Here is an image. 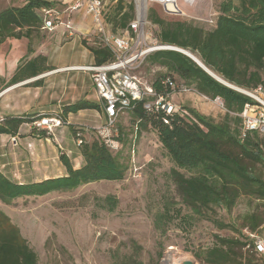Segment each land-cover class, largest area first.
<instances>
[{
    "label": "rangeland",
    "instance_id": "374dc122",
    "mask_svg": "<svg viewBox=\"0 0 264 264\" xmlns=\"http://www.w3.org/2000/svg\"><path fill=\"white\" fill-rule=\"evenodd\" d=\"M26 1L0 0V12L12 6H22ZM118 1L105 0L106 25L115 13ZM185 1L177 0L181 14L171 17L160 12V15L212 29L217 16V1ZM122 2L126 7L130 3L134 6V19L139 9L148 23L141 40L143 50L159 44L158 28L147 20L151 3L146 4L144 0ZM56 7L59 13L66 8L61 3ZM63 15L66 17L67 14ZM77 21L71 30L56 26L49 31L43 26L30 41L11 39L0 47V118L62 114L63 107L80 100L100 106L99 111L85 110L68 115V125L54 130L51 135L46 134V138L36 136L30 124L22 127L18 137L2 135L0 171L13 182L32 183L63 176L65 169L59 161L60 154H65L76 168L81 160L77 140L91 142L100 138L98 129L104 127L106 118L93 88L91 74L84 68L94 65L87 48L101 46V42L87 16L81 14ZM107 29L112 34L121 33L119 28L114 32L110 25ZM150 54L134 72L141 82L149 85L169 74L164 68L149 63ZM37 56L45 58L48 69L37 77L11 84L12 65L24 64ZM70 68L78 70H66ZM173 77L178 85L183 83ZM259 93L264 99V91L261 89ZM169 101L175 110L189 107L215 122L221 121L225 114L223 107L214 100L197 93H173ZM131 120V113L118 119L115 139L119 141L120 149L111 151L127 167L122 181L91 183L72 192L19 199L10 205L0 202V211L19 229L37 255V264H113L114 258L118 260L125 256L142 264H165L168 256L173 264L181 259L204 264L194 254L211 247L215 235L229 239L240 237L234 229L219 230L209 220L197 221L190 228L175 221L165 227L163 234L155 231L154 215L162 211L166 200L179 208L181 198L169 178L173 164L162 149L156 132L149 128L137 136ZM108 196L117 200L111 212L100 205ZM253 210H259L264 217V203L241 197L231 212L215 209L210 218L239 231L242 217ZM182 211L186 213L184 207Z\"/></svg>",
    "mask_w": 264,
    "mask_h": 264
},
{
    "label": "trees",
    "instance_id": "16d2710c",
    "mask_svg": "<svg viewBox=\"0 0 264 264\" xmlns=\"http://www.w3.org/2000/svg\"><path fill=\"white\" fill-rule=\"evenodd\" d=\"M217 16L212 29L183 20H172L166 16L159 4L151 3L147 20L158 28L157 39L161 45L176 47L195 56L197 60L224 85L190 58L175 51H156L149 55L153 66L164 68L169 74L157 78L153 89L162 95L169 92L161 86L164 78L176 76L185 86L210 100L220 99L225 114L215 122L195 109L184 107L166 116L143 109L139 102L127 113H131L136 135L149 128L157 134L159 143L173 167L169 178L176 186L181 198L179 208L166 200L162 211L154 215L155 231L163 234L165 227L178 221V225L190 228L200 220L211 221L219 230L234 229L239 238L214 236L211 247L200 250L194 257L204 264H264V258L245 249L242 230L255 232L264 225L259 210L242 217L240 230L211 219L215 209L231 212L241 197L264 203V134L243 132L242 113L246 104L256 105L249 97L230 86L244 90L264 91V0H216ZM56 2L49 0H27L20 7H10L0 12V47L7 40L30 41L46 20L44 11L53 10ZM134 20V6L127 7L119 0L116 11L107 25L116 32L125 31ZM94 65H102L114 59L112 52L100 46L87 48ZM45 58L37 56L19 64L10 79L16 84L44 73ZM38 85V84H36ZM99 111L98 104L78 101L63 107L61 116L66 120L70 114L80 111ZM39 116H6L0 121V137H18L24 124H31ZM166 119L168 124L163 120ZM73 134L74 129L70 127ZM36 136L46 138L45 132ZM83 159L80 168H74L65 154L59 161L65 169L63 176L32 183H16L0 171V202L10 205L19 199L41 198L57 192H72L78 188L102 181H122L127 167L99 138L79 145ZM100 202V200H99ZM115 197L101 200V207L110 212L116 207ZM183 207L186 213H183ZM180 227V226H177ZM185 229V228H183ZM113 264H142L131 257L114 258ZM37 255L21 236L19 229L0 211V264H37ZM158 264V263H155Z\"/></svg>",
    "mask_w": 264,
    "mask_h": 264
},
{
    "label": "built area",
    "instance_id": "2783aa9c",
    "mask_svg": "<svg viewBox=\"0 0 264 264\" xmlns=\"http://www.w3.org/2000/svg\"><path fill=\"white\" fill-rule=\"evenodd\" d=\"M56 2L58 0H49ZM86 2V16L91 20L96 28L101 45L109 49L114 59L102 65H92L85 67L84 70L91 74L93 88L98 99L101 101L106 122L103 128L98 129L101 140L110 151L117 152L120 144L117 137L116 125L118 119L133 108L139 102L143 103V109L149 112H162L166 116L175 112L174 106L170 104V96L173 93H197L184 84H177L171 78L162 79L161 86L168 89L165 95L157 93L152 84L141 82L134 74L135 70L141 66L147 54L156 51H175L184 53L183 50L176 47L154 44L153 48L143 50L141 40L144 35V26L148 23L140 15L139 9L137 17L128 24L125 31L120 34H112L108 31L104 19L105 0H71L67 5V12L71 13L83 7ZM145 3L159 4L165 13L178 15L181 12L177 6V0H144ZM187 2V1H185ZM46 20L44 27L51 31L56 23H60L53 10L44 11ZM69 28V24H67ZM83 69V68H82ZM235 91L249 97L256 105L246 104L242 113L239 115L242 119L243 132H258L264 134V99L260 95L261 88L256 90H244L230 86ZM198 94V93H197ZM217 105L223 107L220 99H215ZM2 121V118H0ZM168 124L166 119L163 120ZM36 132H45L51 135L54 130L68 125L61 114L54 113L49 115H40L30 124ZM82 143L77 140L78 146ZM245 238V249L256 253L264 258V225L258 231L252 232L248 228L242 230ZM187 262L195 264L192 259H181L177 264H186ZM165 264H172L169 260Z\"/></svg>",
    "mask_w": 264,
    "mask_h": 264
},
{
    "label": "crops",
    "instance_id": "0c3cea01",
    "mask_svg": "<svg viewBox=\"0 0 264 264\" xmlns=\"http://www.w3.org/2000/svg\"><path fill=\"white\" fill-rule=\"evenodd\" d=\"M71 2V0H58V1H56V5H55V8L53 9V11L55 12V14L57 15V17H58V19H59V21H60V23H56V25L54 26V28L56 27V26H65L66 28H67V24H69V28L70 29H68V30H71L72 29V26H73V24L74 23H77L78 21V19L80 18V16H81V14H83V15H85L86 16V14H85V11H86V2L84 1V5H83V7L82 8H80L79 10H77V11H74V12H71V13H69V12H67V10H66V8H64V10H63V12L62 13H59V11H58V9H57V4L58 3H61L62 5H65L66 7H67V5L69 4ZM12 7H14V6H12ZM18 7H20V6H18ZM10 8V7H9ZM61 12V11H60ZM63 14H67L66 15V17L63 15ZM92 23V22H91ZM92 26H93V24H92ZM94 27V29H95V31H96V28H95V26H93ZM53 28V29H54ZM71 34V33H70ZM19 61V60H18ZM17 66H18V63H15L14 65H12V68H11V78H12V76H13V74H14V72H15V70H16V68H17ZM97 96V95H96ZM98 98V97H97ZM99 100V99H98ZM80 101H87V100H80ZM89 102V101H88ZM101 102V101H100ZM96 104V103H95ZM24 125H27V124H24ZM24 125H22L21 127H20V129H19V131H18V134L21 132V129H22V127L24 126ZM83 165V159L81 158V160H80V163H79V165H78V167H76V168H80V166H82ZM75 168V167H74Z\"/></svg>",
    "mask_w": 264,
    "mask_h": 264
},
{
    "label": "water",
    "instance_id": "95a60500",
    "mask_svg": "<svg viewBox=\"0 0 264 264\" xmlns=\"http://www.w3.org/2000/svg\"><path fill=\"white\" fill-rule=\"evenodd\" d=\"M182 54H184L185 56H187L188 58H190L193 62H195L198 66H200L206 73H208L211 77H213L215 80H217L218 82H220V83H222V84H224V85H227V84H225L223 81H221L219 78H217L216 76H214L212 73H210L207 69H205L204 67H203V65L198 61V60H194L191 56V54L190 53H182ZM186 264H191V263H189V262H187Z\"/></svg>",
    "mask_w": 264,
    "mask_h": 264
},
{
    "label": "bare ground",
    "instance_id": "6f19581e",
    "mask_svg": "<svg viewBox=\"0 0 264 264\" xmlns=\"http://www.w3.org/2000/svg\"><path fill=\"white\" fill-rule=\"evenodd\" d=\"M187 2H192V1H194V0H186ZM184 53H187L186 51H184ZM194 60H197V58L195 57V56H191ZM66 70H78V69H76V68H70V69H66ZM66 70H64V71H66ZM167 260H169L172 264H173V261L172 260H170V258H169V256L167 257Z\"/></svg>",
    "mask_w": 264,
    "mask_h": 264
}]
</instances>
